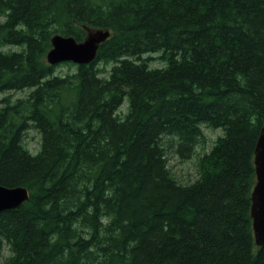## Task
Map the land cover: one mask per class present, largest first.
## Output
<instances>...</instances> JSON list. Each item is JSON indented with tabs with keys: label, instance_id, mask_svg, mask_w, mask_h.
<instances>
[{
	"label": "trees",
	"instance_id": "obj_1",
	"mask_svg": "<svg viewBox=\"0 0 264 264\" xmlns=\"http://www.w3.org/2000/svg\"><path fill=\"white\" fill-rule=\"evenodd\" d=\"M85 28L111 32L95 61L47 63ZM24 90L0 100V185L30 195L0 213V264H264V0H0V95ZM204 128L223 133L182 182L168 156L192 160Z\"/></svg>",
	"mask_w": 264,
	"mask_h": 264
},
{
	"label": "water",
	"instance_id": "obj_2",
	"mask_svg": "<svg viewBox=\"0 0 264 264\" xmlns=\"http://www.w3.org/2000/svg\"><path fill=\"white\" fill-rule=\"evenodd\" d=\"M87 36L78 42L73 37L55 35L52 49L47 54V63L57 66L65 63L89 65L97 59L98 51L110 36V30L85 28ZM256 184L252 192L251 217L257 247H264V126L255 148ZM30 199L28 189L9 188L0 185V213L16 209Z\"/></svg>",
	"mask_w": 264,
	"mask_h": 264
},
{
	"label": "rangeland",
	"instance_id": "obj_3",
	"mask_svg": "<svg viewBox=\"0 0 264 264\" xmlns=\"http://www.w3.org/2000/svg\"><path fill=\"white\" fill-rule=\"evenodd\" d=\"M145 57H151L153 60L151 61V66L156 67H163L164 64L158 60L159 54L147 55ZM111 66L107 67L109 70ZM74 68L69 67L66 65H62L61 67L57 68L56 73L58 75H64L68 72H73ZM29 90L18 91V92H8L0 95V100L6 96L11 95L13 99L27 97L29 94ZM127 110V104L122 108V112L125 113ZM204 132L206 135L205 145H201L197 148V155L189 161H181L179 160L173 153H170L168 156L169 166L172 169L173 173L176 177L181 180L182 182H189L197 178V159L199 155H202L203 152H209L217 139L218 136L222 135V130H212L208 128H204ZM26 147L32 152L33 154L38 153L41 147V135L36 130H30L27 133L25 139ZM7 254V251H5Z\"/></svg>",
	"mask_w": 264,
	"mask_h": 264
}]
</instances>
